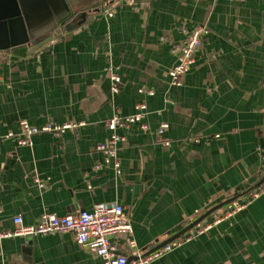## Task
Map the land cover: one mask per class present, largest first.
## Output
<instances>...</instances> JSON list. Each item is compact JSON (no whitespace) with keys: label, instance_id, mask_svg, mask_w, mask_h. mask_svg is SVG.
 Here are the masks:
<instances>
[{"label":"crops","instance_id":"obj_1","mask_svg":"<svg viewBox=\"0 0 264 264\" xmlns=\"http://www.w3.org/2000/svg\"><path fill=\"white\" fill-rule=\"evenodd\" d=\"M71 7L87 12L81 27L39 48L0 51V229H16L19 216L32 226L46 213L120 204L133 233L110 242L132 262L136 250L148 254L209 214L202 221L209 230L151 264H264V192L215 223L231 199L264 181V0H77ZM200 25L208 33L195 64L174 86L172 49ZM142 103L148 128L118 130L124 140L109 161L98 150L111 137L107 122L135 115ZM21 121L83 125L40 133L23 147L4 138L18 135ZM0 264L103 261L72 234H53L2 240Z\"/></svg>","mask_w":264,"mask_h":264},{"label":"built area","instance_id":"obj_2","mask_svg":"<svg viewBox=\"0 0 264 264\" xmlns=\"http://www.w3.org/2000/svg\"><path fill=\"white\" fill-rule=\"evenodd\" d=\"M130 5L133 0H124ZM110 4L105 14L111 18L114 16L115 9ZM208 33L206 26L200 25L189 31L182 43L173 47L172 53L177 56L178 63L170 71L171 83L174 86L181 85V77L185 75L195 64V56L202 45L203 37ZM164 40V39H163ZM113 83V92H120L121 79L117 75L111 78ZM144 93V90L140 91ZM152 95L151 91L147 92ZM136 114L131 117L122 118L115 115L107 122V127L111 132L110 139L101 144L98 150L104 153L109 161L115 160L117 156L118 145L124 138L118 133L120 129H126L133 125H139L143 130L148 128L146 118L148 116V107L142 103L136 107ZM82 123L68 124L65 126L46 125L43 128H37L30 125L27 121L20 122V133H8L4 138L7 140L16 139L20 146H31L32 139L40 133H60L68 129H75L82 126ZM168 128L164 124L159 129V133H163ZM1 138V137H0ZM118 168V164L117 167ZM264 192V181L256 190L250 192L249 195L243 197H235L231 199L223 209V215L215 222L221 223L224 219L232 217L244 209H246L254 200L260 197ZM0 205V213H1ZM14 224L17 225L13 230L0 229V242L4 239L23 236H48L53 234H72L76 242L84 247L88 252L103 261V264H151L173 250L180 248L184 242L192 240L194 237L204 233L212 227V224L204 225L201 222L192 230L187 232L183 237L173 241L163 248L152 253L144 254L135 251L134 260L129 261L128 257L119 252L117 247L110 242V238L119 234L132 235L133 228L130 225L125 213V209L120 204H99L91 211H82L74 215L59 216L54 213H46L42 216L39 223L32 226H25L22 217H16Z\"/></svg>","mask_w":264,"mask_h":264},{"label":"water","instance_id":"obj_3","mask_svg":"<svg viewBox=\"0 0 264 264\" xmlns=\"http://www.w3.org/2000/svg\"><path fill=\"white\" fill-rule=\"evenodd\" d=\"M75 2L77 0H0V51L31 44L39 48L59 36L63 30L73 31L81 27L86 22L87 12L70 11ZM75 17L78 22L74 21ZM208 215L152 252L183 237Z\"/></svg>","mask_w":264,"mask_h":264},{"label":"rangeland","instance_id":"obj_4","mask_svg":"<svg viewBox=\"0 0 264 264\" xmlns=\"http://www.w3.org/2000/svg\"><path fill=\"white\" fill-rule=\"evenodd\" d=\"M72 8H74V7H71L70 11L72 10Z\"/></svg>","mask_w":264,"mask_h":264},{"label":"trees","instance_id":"obj_5","mask_svg":"<svg viewBox=\"0 0 264 264\" xmlns=\"http://www.w3.org/2000/svg\"><path fill=\"white\" fill-rule=\"evenodd\" d=\"M262 184V183H261ZM261 185H259L258 187H260Z\"/></svg>","mask_w":264,"mask_h":264}]
</instances>
